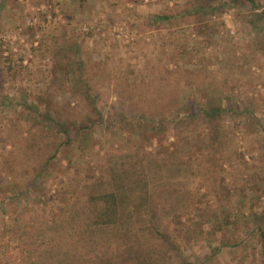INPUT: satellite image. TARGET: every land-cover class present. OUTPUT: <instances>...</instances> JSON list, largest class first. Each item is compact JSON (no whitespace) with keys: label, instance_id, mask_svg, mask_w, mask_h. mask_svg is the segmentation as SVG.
Instances as JSON below:
<instances>
[{"label":"rangeland","instance_id":"obj_1","mask_svg":"<svg viewBox=\"0 0 264 264\" xmlns=\"http://www.w3.org/2000/svg\"><path fill=\"white\" fill-rule=\"evenodd\" d=\"M253 1L257 9L246 0H215L207 18L210 27L200 33L194 29V19L184 12L191 0H0V110L4 113H0V177L4 178L0 197H6L8 183L15 180L22 185L20 193L24 196L16 200L18 209L33 206L49 222L58 214L54 196L62 185L60 177L67 182L63 173L70 176L76 170L87 176L90 172L85 168L89 151L79 148L67 162L63 160L62 166L33 184L30 178L35 162L15 164L22 165L20 174L9 169L16 161L13 144H18L16 140L38 120L25 107H35L41 113L45 109L38 96L48 84L53 54L69 58L73 89L83 91L82 84H91L88 89L95 91L92 98L104 123L119 105L113 92L106 94L108 79L117 77L118 70L134 74L142 62L161 53L170 57L166 65L170 71L179 65L200 69L193 89L183 87L182 92L192 101L202 102L207 93L217 95L223 108L240 112L237 117L230 114L223 119L235 133L229 149L241 153L251 168L264 167V18L257 16L264 10V0ZM165 14L175 17L172 21H153V17ZM5 60H9L11 70ZM54 95L57 98L49 97L53 112L75 110L76 100L70 99L69 91ZM124 124L114 123L111 130L105 125L94 127L89 131L94 137L92 147L104 151L132 139L133 135L128 136L131 124ZM158 164L161 167L151 177L152 186H171L179 196L174 206L158 212L155 222L171 234L179 230L183 255L188 260L202 262L216 248L204 264H264L258 237L260 225L264 228V183L260 192L243 184L245 176L236 158L230 164L217 161L215 179L203 182L193 179L189 169L175 173L170 170L172 165ZM35 184L41 185L37 186L40 194ZM73 190L75 196L82 191L79 187ZM196 200L201 203L194 205ZM175 214L178 221L171 220ZM12 215L14 210L10 209L6 218L11 220ZM219 224L220 230L213 229L212 225ZM9 242L8 236L0 239V253L8 249ZM9 244L12 250L7 251L8 256L15 258L17 249ZM162 252L153 257L154 264H175L161 256Z\"/></svg>","mask_w":264,"mask_h":264},{"label":"trees","instance_id":"obj_2","mask_svg":"<svg viewBox=\"0 0 264 264\" xmlns=\"http://www.w3.org/2000/svg\"><path fill=\"white\" fill-rule=\"evenodd\" d=\"M237 1L230 0V3ZM246 1L257 9L255 1ZM214 2L191 0L184 10L194 19L193 24L197 26L194 29L200 33L210 27L207 18L214 9ZM221 7L218 2L220 10ZM257 16L264 18V10ZM174 17L159 15L153 17V21H172ZM68 59L65 55H50L48 84L38 96L39 104L45 109L41 113L35 107H25L28 114H35L38 120L31 124L24 137L16 140L18 144H13L12 155L16 156V161L9 169L20 174L22 165L16 167L15 164L23 160L35 162L36 169L30 178L33 184L37 178H45L55 167L62 166L63 160L67 162L79 148L89 151L90 159L85 168L91 173L87 176L76 170V173L71 171L70 176L66 171L63 173L67 182L63 183V176L60 177L62 185L54 196L58 214L49 218V222L33 206L25 212L18 209L16 200L24 197L20 193L22 185L11 179L4 192L6 197H0V239L8 236L17 251L15 258L9 257L7 251L11 252L12 246L7 243L8 249L0 253V264H154L153 257L159 251H164L161 256L170 263L204 264L214 256L216 248L203 257L204 261L192 262L183 255L179 230L174 229L171 234L163 224L155 222L161 209L176 204L179 193L171 186L155 189L151 177L161 167L158 163H164L172 165L170 170L174 169L175 173L184 168L190 170L193 179L214 180L217 161L223 159L230 164L236 158L245 176L243 184L260 192L264 167L251 168L241 153L229 149L235 133L223 119L230 114L237 117L240 112L223 108L217 102L219 96L209 93L205 94L204 102L192 101L181 89L193 87L200 69L179 65L176 71H170L166 65L171 59L167 53H161L142 62L134 74L120 69L114 80L109 77L106 94L113 92L119 105L104 123L92 98L95 91L88 89L91 84H82L83 91L71 87L72 65ZM7 69L11 70L10 62ZM66 90L70 99L76 100L75 110L53 112L50 95L57 98L56 91L65 93ZM0 113L4 115L2 110ZM254 122L260 123L259 119ZM114 123L131 124L128 136L133 135L132 139H124L104 151L95 150L91 144L94 137H90L89 131L103 125L111 130ZM262 130L264 134V128ZM3 182L1 178L0 191ZM37 186L41 185L35 184ZM78 187L82 191L75 196L73 189ZM39 190L37 187L40 194ZM41 195L39 199L43 201ZM193 203L197 205L201 201ZM10 209L14 210V215L8 220ZM27 211L34 214L33 217L26 216ZM177 218L175 214L171 220L178 221ZM212 226L216 230L222 228L220 224ZM49 232L54 234L49 235ZM258 237L264 261V228L261 225Z\"/></svg>","mask_w":264,"mask_h":264}]
</instances>
